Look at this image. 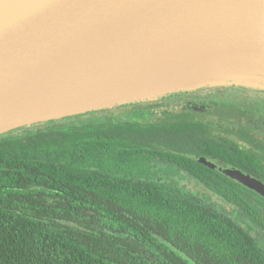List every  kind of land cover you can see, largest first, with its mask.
Returning <instances> with one entry per match:
<instances>
[{"label": "trees", "instance_id": "trees-1", "mask_svg": "<svg viewBox=\"0 0 264 264\" xmlns=\"http://www.w3.org/2000/svg\"><path fill=\"white\" fill-rule=\"evenodd\" d=\"M173 108L0 134V264H264L223 211L264 198L207 166L264 181V138Z\"/></svg>", "mask_w": 264, "mask_h": 264}, {"label": "water", "instance_id": "water-1", "mask_svg": "<svg viewBox=\"0 0 264 264\" xmlns=\"http://www.w3.org/2000/svg\"><path fill=\"white\" fill-rule=\"evenodd\" d=\"M64 46L70 56L62 54ZM146 57L156 62L145 73L156 66L150 77L170 73L167 80L125 87L93 104L81 103L86 96L70 90L82 75L90 78L104 67L123 71ZM244 60L264 61V0H0V84L10 81L19 93L8 103L14 112L9 118L17 119L26 102L51 108L1 122L0 134L135 103L172 86L176 91L208 85L264 89V75L235 66ZM204 62L228 73L207 72L213 70ZM207 165L264 197V185L255 178L215 161Z\"/></svg>", "mask_w": 264, "mask_h": 264}, {"label": "rangeland", "instance_id": "rangeland-1", "mask_svg": "<svg viewBox=\"0 0 264 264\" xmlns=\"http://www.w3.org/2000/svg\"><path fill=\"white\" fill-rule=\"evenodd\" d=\"M176 87L177 86H172L170 88L161 89V95L153 96L135 103L132 102L103 110L85 111L51 121L20 127L12 131L18 133L22 132L24 129H31L35 126L47 127L59 125L68 119H91L92 113L98 114L96 116L102 114L107 117V115L112 114L121 116L122 114H128V112L130 113L133 110H137L141 115L131 113L130 118H138L137 120L142 121L141 119L148 117L147 111L151 113L155 111V114H158L160 113L161 107L166 106L175 107L173 108L174 110L180 109L182 111H207L214 109L215 112L216 107H220L222 114L227 111L226 114L232 113L237 115L232 122L229 120L227 123L246 128L264 138V89L247 87L244 85H208L196 89H180L176 91ZM179 181L184 186L185 180L180 179ZM181 184L179 185L181 186ZM229 214L233 215V217H237L234 211Z\"/></svg>", "mask_w": 264, "mask_h": 264}, {"label": "bare ground", "instance_id": "bare-ground-1", "mask_svg": "<svg viewBox=\"0 0 264 264\" xmlns=\"http://www.w3.org/2000/svg\"><path fill=\"white\" fill-rule=\"evenodd\" d=\"M68 46H64L61 48L62 54H66L67 56H70L71 51L69 50ZM127 61L129 58H126ZM146 61H143L141 64H135L133 66L130 65L124 67L123 71L120 69H111V67H104L99 69L100 72L97 74H89L88 75H82L80 78H78L77 82L73 84L70 90H74V93H81V95H85L86 98L84 101H80L81 103L84 102L85 104H93L98 101L105 100V97L114 96L117 93H122L126 91V88H132V89H138L143 84H147V82H150L154 80L157 77H160L159 79L153 81V82H161V80H167L168 74H158L150 77V73L155 74L157 73V67L154 66L148 73H145L147 69H149L151 66L154 65L152 61L156 62V59L153 57H146ZM127 61H124L126 63ZM197 64H200V59L196 60ZM204 67L213 71H207V72H216V73H228L225 72L227 70H216L214 71V68H216L214 63H208L204 62ZM236 67H242L244 70L248 71L249 73H260L261 75H264V61L254 62L250 60H244L241 63L235 64ZM113 68V67H112ZM233 71H237L234 69H231ZM103 75L105 78L97 79L98 76ZM148 79H147V78ZM97 79V80H96ZM100 87H104L105 89H99ZM98 88V89H96ZM14 86L10 81L4 82L0 84V123L5 121H17V120H23L24 118L37 116L39 114H46L48 112H51V108H44L40 109L36 106L41 103L40 101L36 102V105H33V103L22 104L25 106V109L22 113L17 114L16 118H9V115L14 113L13 111H10V105L8 103H12L19 95V93L14 92ZM96 89V91H95ZM69 90V91H70ZM88 93V95H87ZM14 98V99H12ZM66 105L65 107H67Z\"/></svg>", "mask_w": 264, "mask_h": 264}, {"label": "flooded vegetation", "instance_id": "flooded-vegetation-1", "mask_svg": "<svg viewBox=\"0 0 264 264\" xmlns=\"http://www.w3.org/2000/svg\"><path fill=\"white\" fill-rule=\"evenodd\" d=\"M218 110H221L220 107H216ZM211 110H214V109H210V110H207L208 111V116L206 115V118L208 120L211 119V121H213V123H216V124H223L224 127L225 126H230L232 124H229L227 122H229V120H220L219 119V114L222 112L218 111L219 114H217V112L214 111H211ZM207 111H199L200 114H202V112H207ZM230 118V122H232V120H234L235 118L234 117H229ZM216 119V120H214ZM236 126V125H234ZM219 133H221L222 135L224 136H231V132H229V130L227 131L226 130V127L223 128V129H220L218 130ZM234 137V136H233ZM236 137V136H235ZM263 138V137H262ZM208 162V161H207ZM218 163V162H217ZM208 166V165H207ZM222 166L226 167V168H232V167H228L226 165H223ZM235 169H238V168H235ZM240 170L243 174H246L252 178H255L256 180L260 181L263 185H264V181L263 180H259L257 179L255 176L249 174V173H246L245 171H242L241 169H238ZM237 181V180H236ZM239 182V181H237ZM240 183V182H239ZM248 189V187H247ZM250 190V188H249ZM254 193L257 194V196H260L262 198H264L262 195L258 194L256 191L252 190ZM258 197V198H260ZM220 204H222L220 201H218ZM252 203L257 206L259 209H258V213L259 215L261 216L260 218H257V217H243L241 214H238L237 211L232 207V205H225L223 204L224 208L226 209H223L225 211L226 214L230 215V219L238 226L239 230L241 233H244L246 235H250V237H252L253 239H255L256 243L263 249L264 251V211H263V208L261 205L264 206V202H261L260 204L257 203L256 201H252ZM234 211V213L237 215V217H233V215L229 214V213H232Z\"/></svg>", "mask_w": 264, "mask_h": 264}]
</instances>
